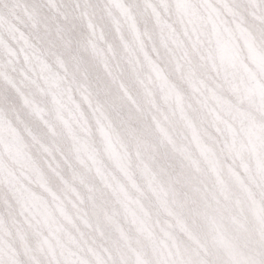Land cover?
Here are the masks:
<instances>
[{"label": "snow or ice", "instance_id": "1", "mask_svg": "<svg viewBox=\"0 0 264 264\" xmlns=\"http://www.w3.org/2000/svg\"><path fill=\"white\" fill-rule=\"evenodd\" d=\"M0 264H264V0H0Z\"/></svg>", "mask_w": 264, "mask_h": 264}]
</instances>
